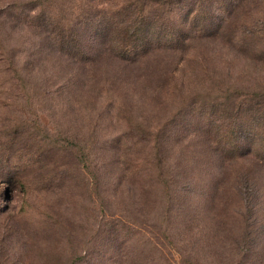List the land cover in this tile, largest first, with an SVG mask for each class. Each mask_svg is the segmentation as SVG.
Wrapping results in <instances>:
<instances>
[{"label":"rangeland","instance_id":"rangeland-1","mask_svg":"<svg viewBox=\"0 0 264 264\" xmlns=\"http://www.w3.org/2000/svg\"><path fill=\"white\" fill-rule=\"evenodd\" d=\"M264 0H0V264H264Z\"/></svg>","mask_w":264,"mask_h":264},{"label":"trees","instance_id":"trees-1","mask_svg":"<svg viewBox=\"0 0 264 264\" xmlns=\"http://www.w3.org/2000/svg\"><path fill=\"white\" fill-rule=\"evenodd\" d=\"M256 154H261V156L264 158V150L263 151H260V153H256Z\"/></svg>","mask_w":264,"mask_h":264}]
</instances>
